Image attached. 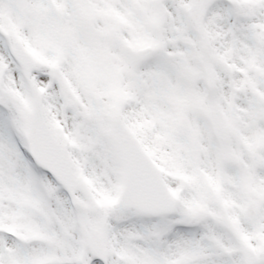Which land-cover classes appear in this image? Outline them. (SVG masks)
<instances>
[{"label": "snow or ice", "instance_id": "snow-or-ice-1", "mask_svg": "<svg viewBox=\"0 0 264 264\" xmlns=\"http://www.w3.org/2000/svg\"><path fill=\"white\" fill-rule=\"evenodd\" d=\"M0 264H264V0H0Z\"/></svg>", "mask_w": 264, "mask_h": 264}]
</instances>
